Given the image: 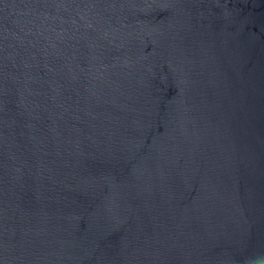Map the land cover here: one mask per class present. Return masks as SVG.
Instances as JSON below:
<instances>
[{"label": "water", "instance_id": "1", "mask_svg": "<svg viewBox=\"0 0 264 264\" xmlns=\"http://www.w3.org/2000/svg\"><path fill=\"white\" fill-rule=\"evenodd\" d=\"M0 264H264V0H0Z\"/></svg>", "mask_w": 264, "mask_h": 264}]
</instances>
